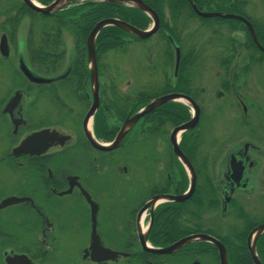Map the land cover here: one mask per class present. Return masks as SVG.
Instances as JSON below:
<instances>
[{"label":"flooded vegetation","instance_id":"flooded-vegetation-1","mask_svg":"<svg viewBox=\"0 0 264 264\" xmlns=\"http://www.w3.org/2000/svg\"><path fill=\"white\" fill-rule=\"evenodd\" d=\"M32 1L45 8L55 0ZM89 3L74 1L50 17ZM41 17L47 16L21 0H0V264H201L217 257L203 247L210 245L159 256L142 242L166 249L205 235L228 243L238 227L232 218L249 233L264 224L250 212L264 210V53L242 23L245 32L222 25L220 35L203 34L208 37L191 66L180 63L184 52L168 37L172 80L167 62L159 84L150 79L138 87L106 79V53L96 41L93 81L86 47L91 31L42 33ZM245 21L255 34L257 27ZM46 56L51 59L44 62ZM157 70L147 72L154 77ZM170 97H188L198 110L195 127L175 140L177 155L171 135L191 121L193 109L172 100L137 118ZM219 114L238 130L234 136L215 135ZM127 121L132 127L114 146ZM181 156L194 174L192 194L183 201L190 180ZM250 200L258 206L246 207ZM165 208L173 210V229L162 242L153 228ZM69 233L76 238L68 240Z\"/></svg>","mask_w":264,"mask_h":264},{"label":"trees","instance_id":"trees-1","mask_svg":"<svg viewBox=\"0 0 264 264\" xmlns=\"http://www.w3.org/2000/svg\"><path fill=\"white\" fill-rule=\"evenodd\" d=\"M42 5L48 4L53 0H37ZM147 7L151 8L159 17L161 21V29L159 31L158 38L161 43L164 44V53L163 58L164 64L170 62L173 55L171 45L168 42V37L174 41L175 45L181 49V52H184L181 56L180 63L183 65H193L196 63L198 58V49L197 46L188 45L187 49H184L189 41L193 39L196 40L201 35V30L203 31H212V34L217 36L220 35V31L217 29L218 26H230L232 30L244 31L240 23L236 21H226L217 19L207 25H201L200 30H197L193 33H185L189 29V24L195 19H199L192 12L190 6L187 3V0H141ZM196 9L204 13L218 12L221 14L227 15H236L248 19L253 25H255V35L259 44L264 48V22H256L250 19L246 14V1L245 0H190ZM264 3V0H261ZM104 19H118L123 21L139 30L145 31L149 28L151 22L150 20L137 11L124 8L116 5H106L99 3H89L86 8L78 7L77 9H72L61 16L57 17H41L38 23V31L44 32H57L61 28H66L74 32H83L86 35L92 30V28L100 21ZM206 24V20H202ZM209 25V26H208ZM197 35V36H196ZM80 37V36H79ZM128 38L126 34L115 28H106L104 29L96 40L97 49H104L105 53L108 51H115L123 45V39ZM83 38L79 39L78 42L80 45L83 44ZM250 44L251 40L248 38ZM253 47V45H252ZM34 57V53H32ZM82 55V53H81ZM51 56H46L44 62L50 60ZM82 64H84L83 57ZM191 69V68H190ZM187 70L185 80H192L191 71ZM182 76V75H181ZM188 87V86H187ZM166 208L163 209L162 214L157 218L155 226L153 228V235L158 241L165 242L169 238V233L173 229V221L168 216L173 212V210L164 213ZM249 231L244 233L234 234L233 237L226 238L225 242L223 239L218 238L223 246L226 249L227 259L229 264H252L250 256L248 255L245 240ZM175 234V233H173ZM237 242V244L234 243ZM215 253V250L210 246H205ZM256 251L259 257L261 264H264V236L261 237L256 244ZM216 256V255H215Z\"/></svg>","mask_w":264,"mask_h":264},{"label":"water","instance_id":"water-1","mask_svg":"<svg viewBox=\"0 0 264 264\" xmlns=\"http://www.w3.org/2000/svg\"><path fill=\"white\" fill-rule=\"evenodd\" d=\"M22 3L32 12L37 13L42 16H53L57 12L61 11L66 6L72 4L74 1L77 0H55L53 3H51L49 6L43 8L35 4L32 0H21ZM87 1H94L99 4H106V5H116L121 6L124 8H128L134 11H137L139 13H142L145 15L152 23L151 28L147 31L139 30L123 21H120L118 19H104L100 22H98L93 29L91 30L89 37L87 39L86 47H87V56H88V67L91 74V79L94 81L96 80V64H95V41L97 36L106 28H115L123 32L124 34H127L128 36L139 40V41H145L150 38H152L154 35L157 34V32L160 30V19L158 15L149 7H147L141 0H87ZM188 5L190 6L193 13L200 19H221V20H233L242 23L248 30L255 46L258 48V50L262 53H264V49L258 44V41L255 37L254 31L251 27V25L245 21L243 18L236 16V15H227V14H221V13H203L196 9V7L193 5V3L190 0H187ZM176 60H179V51L176 50ZM21 71L25 74V76L29 79H33L30 74L25 70V68L21 67ZM93 90H94V84H93ZM95 97V104H96V96ZM172 100H177L181 103H184L187 107L193 109L194 117L191 119L189 123L186 124L185 127H181L179 129H176L172 135L171 140L173 142L174 146V152L177 155L178 149L176 148L175 140L180 132L183 130L190 131L195 127V124L197 122V113L198 110L195 106V104L188 98V97H170V98H160L157 99L153 104H151L147 109H145L142 113L137 115V118L148 114L151 112L154 108L161 106L167 102H170ZM94 104V105H95ZM136 118V119H137ZM135 119V120H136ZM134 121H127L126 124L123 126L121 133L117 137L114 146H117L121 143L124 136L128 133L130 128L132 127ZM112 147L105 148L106 150L111 149ZM181 162L185 166L187 175L189 176L190 180V192L180 199V201L187 200L188 197L192 194L193 191V184H194V174L193 171L188 164V162L181 156L180 157ZM264 236V224L257 226L254 228L247 236L246 239V249L248 252V255L250 256V259L252 261V264H261L259 257L256 252V243ZM207 244L215 248L219 264H229L227 259V254L225 247L216 239L211 238L209 236L205 235H196L191 236L188 238H185L183 240H180L179 242L171 245L170 247L166 249H153V248H146L144 246V242H142L143 249L148 252L149 254L153 255H159V256H165V255H171L176 253L177 251L181 250L182 248L191 245V244Z\"/></svg>","mask_w":264,"mask_h":264},{"label":"rangeland","instance_id":"rangeland-1","mask_svg":"<svg viewBox=\"0 0 264 264\" xmlns=\"http://www.w3.org/2000/svg\"><path fill=\"white\" fill-rule=\"evenodd\" d=\"M240 1V0H238ZM246 1V14L247 16L256 22H264V3L261 0H245ZM204 12H207L206 10ZM218 13V12H213ZM206 20V24L201 21V19H195L194 21L189 24V29L185 33L188 35V33H193L197 30H200L201 25H207L215 20L213 19H202ZM209 26V25H208ZM201 30V35L196 40L189 41L188 44L185 46L184 49L188 48V45H200L202 42L206 41L208 35H203L209 32ZM210 33V32H209ZM208 33V34H209ZM197 36V35H196ZM127 38V37H126ZM244 40V38H241ZM164 44L161 43L160 39L158 38V35L154 36L152 39L146 40V41H139V42H133L131 38L129 39H123V45L122 47H119L115 51H108V53L104 56V64H105V74L107 80H122L127 81L130 80L132 82V85L142 87L145 86L148 81H151L152 84H159L163 78H162V65L164 64ZM244 56V55H243ZM244 58V57H243ZM243 58L240 62H243ZM244 63V62H243ZM174 58L172 61H170V66L167 70V75L169 80H172L173 75V68H174ZM155 66L158 68L157 71H155L154 77L150 76L148 74L147 70L150 67ZM211 76V75H210ZM209 84V82H212V86L214 87V81L211 80V77L207 76L205 77V83ZM215 94V93H214ZM207 95V94H206ZM214 127V133L215 135H218L221 133V131H224L227 137L234 136L238 130L233 129L232 126H230L229 123H227L225 117L222 115H218L215 121ZM210 137L207 136V139ZM255 201H251L249 203H246V207H257L258 205L254 204ZM244 205V204H243ZM256 211H250L252 212L251 219L254 221H258L262 217L264 218V210H260L259 208H255ZM242 216L240 215L239 218ZM233 221V222H232ZM230 224L237 225V228H232L229 233L231 236L235 233H243L245 232L244 228L247 224H244L242 222H234V219L232 218L231 221H229ZM243 224V225H242ZM241 225V226H240ZM236 227V226H235ZM28 228V227H27ZM29 229V228H28ZM13 230H15L16 233H19L20 227L16 226ZM22 230V229H21ZM75 233H69L67 235V239L72 241L76 238ZM201 264H219L217 257L215 255H209L208 257L201 258L200 259ZM191 264V260L187 263Z\"/></svg>","mask_w":264,"mask_h":264}]
</instances>
